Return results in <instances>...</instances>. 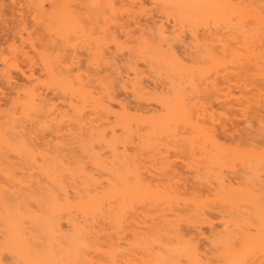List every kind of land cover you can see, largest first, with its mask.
<instances>
[{
    "label": "bare ground",
    "instance_id": "bare-ground-1",
    "mask_svg": "<svg viewBox=\"0 0 264 264\" xmlns=\"http://www.w3.org/2000/svg\"><path fill=\"white\" fill-rule=\"evenodd\" d=\"M9 1L0 264H264V0Z\"/></svg>",
    "mask_w": 264,
    "mask_h": 264
},
{
    "label": "rangeland",
    "instance_id": "rangeland-1",
    "mask_svg": "<svg viewBox=\"0 0 264 264\" xmlns=\"http://www.w3.org/2000/svg\"><path fill=\"white\" fill-rule=\"evenodd\" d=\"M6 1V0H5ZM11 1V0H10ZM9 1V2H10ZM21 13V12H23L21 9H20V7H19V10L18 11H16V13ZM9 18V17H8ZM11 18V17H10ZM12 19L13 18H11V19H9L10 21H8V22H0V39L2 40V41H4L6 38H8L7 36L9 35V31H10V28H11V26H12ZM10 22V23H9ZM4 25H3V24ZM7 23H8V25H7ZM5 24H6V26H5ZM11 25V26H10ZM3 38V39H2ZM20 76H17V75H14V80H18L17 82H20V84H22V83H24V80H20L22 77H20ZM22 81V82H21ZM12 89H10L8 86H6V85H2V84H0V107L1 106H3L5 103H6V101L8 100V97H9V95L11 96V93H12V91H11ZM6 100V101H5Z\"/></svg>",
    "mask_w": 264,
    "mask_h": 264
}]
</instances>
